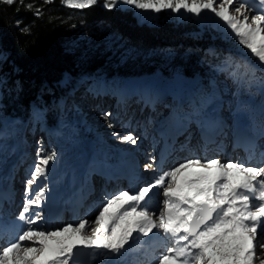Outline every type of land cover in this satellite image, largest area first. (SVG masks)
I'll return each instance as SVG.
<instances>
[{
  "label": "rangeland",
  "instance_id": "1",
  "mask_svg": "<svg viewBox=\"0 0 264 264\" xmlns=\"http://www.w3.org/2000/svg\"><path fill=\"white\" fill-rule=\"evenodd\" d=\"M60 1L63 5L72 7L64 3V0ZM103 2L104 0H98L96 4L103 7ZM241 2L249 4L247 14L250 18L252 15L256 14V12L253 11V7H255L257 11H259L261 7H264V5L260 4V0H236L235 4L229 9L230 13L234 12L235 6H238ZM113 8L129 11L139 23L155 25L161 21H170L175 24L187 23L196 25L211 36L220 39L218 49L216 51L209 50L207 54L203 52L198 53V58L201 60V68L203 69V77L200 78L199 76H195L189 78L184 74V71L176 62L175 53L171 50L160 49V52H153L152 56L149 57V54L146 56L143 52L135 51V48L130 47L124 40L120 39L119 36L109 34L107 30L103 29L104 31L101 35L99 44L105 47L104 50L108 53V62H115L116 59H129L130 66L120 71H115L107 65L104 70L96 71L92 74L85 72L82 68H78L74 75L71 72H67L66 76L58 82L56 90H48L46 97L41 96L40 101L34 102L27 112L19 116H10L4 111L3 98L8 85L11 84L10 75L12 76V74L7 71L2 72L0 74V141L5 143L6 148L10 151L7 152L9 154L7 157L8 162L5 160V165L0 162V178L8 180L9 174V178L13 177L19 190L17 192V202L15 206L11 208L3 206L0 209V246H6V241H14V239L19 234H22L28 227L24 221L17 219L26 200V191L29 187L27 181L31 178L33 166L38 161V155L50 154L53 147L58 145L62 140L58 135H44V128L49 124L54 123L52 127V130H54V128L62 126L65 122L78 118L79 121H77L74 126V129H77V126H82L81 120L84 122L86 121L89 127L94 129L95 136L101 135L107 137V148L113 144L117 147L131 150L135 147L134 152L138 154L140 160H143L142 157L147 154L149 159L143 160V165H145L147 171L151 169V167H148L149 165L152 164L153 166L152 160L156 148L154 142H156L155 138L157 137L152 133V128L159 120L156 118H161L163 115H174L173 119L167 120L169 121L170 128L183 120L179 119L181 115H184L186 118L189 116V120L191 119L192 122H195V119L204 113L205 108L212 104V108L216 107L217 111L220 112V118L226 121L227 124H225V126H228L235 119L233 110L235 112L236 108L234 109V107L241 103H245V105L251 107L253 105L256 106L250 116L255 119L258 129L264 131V118H262L264 117V84L261 83V80L264 79V65H261L259 61L250 54V51L239 43L238 37L233 33V30L225 27L224 21L208 10H202L201 15L196 16L184 9H181L179 12L171 9H161L157 12L154 9H139L133 5L122 2H118ZM262 35H264V33H262ZM226 60L247 62L249 65L253 66L256 73L255 80L251 84L234 82L227 72L220 70L225 66ZM120 64H122V61H120ZM154 75L159 81L166 83L169 87L171 102L167 99L160 107H151L155 113L152 115L155 121L150 122V120H148L151 110V108L148 109V104L150 103L148 99L150 92H148V89H144L142 95L134 91L133 93L135 94L126 95L125 89H127V86L138 89L142 85L140 83L142 80ZM136 77H141V79L136 80ZM177 79L186 83V90L180 91L178 88L171 85V81H176ZM94 87L105 88V91L102 92V94L107 93L103 96L104 103L101 101V96L92 92ZM109 87H114L117 94L110 92V89H108ZM108 93H111V97ZM183 93H186V95L181 98ZM58 94L61 95V98L56 99L54 96H58ZM190 95H194L203 100L201 102L189 100L188 98ZM180 99L187 100L184 101L182 108L175 110L174 105H180ZM198 103L200 104L198 105ZM203 116L204 115H201L199 118L202 119ZM177 119L179 120L177 121ZM183 121H186V119ZM114 133L119 134L120 137L131 134L137 142L136 144H131L130 142L123 141L122 139H118ZM25 138L28 139L29 143H25ZM98 141H100V139ZM223 141H226V135ZM223 141L221 142L222 145H224ZM26 145L28 148L23 149V151L28 150L29 153L27 152V154H29L31 159H22L21 157L24 153L21 151L16 159L11 162L15 155H17L18 149H15V147L19 146L23 148ZM178 145V154L173 156V159L170 157L172 161L168 160V166L166 165L167 167L164 166L161 168L162 172L160 170V173L157 174L158 177L151 176V178H154L153 180H144L146 181L145 184L148 185L149 183H153V181L161 175L171 171L173 167L180 163H184L188 159H199L201 162L205 163L209 157L213 156L210 155L205 158L207 153L204 154V151L200 149L204 158L196 156L193 153L196 147L194 144H190L187 137H183ZM176 148L173 153L176 152ZM217 149L214 148L210 150L212 153H216V151L219 152ZM230 150L227 148L222 155L219 153L217 158L224 159L223 163L238 162L245 164L242 158H236V152H231ZM224 155L227 156L224 158ZM2 158L3 156L1 154L0 160ZM261 160L262 162L259 165H264V158H261ZM10 163L11 165L9 166ZM124 172V170L120 171L119 175H124ZM231 172L234 171L232 170ZM98 175L99 174L94 176L92 174L90 177H94L93 179H95ZM43 181H45V183L39 180L37 184L34 183L30 186L31 195H34L38 188L44 185H46V192L43 201L38 206H32L29 213L26 214L29 218L35 219L36 213H39L40 219L37 220L35 224H39L40 227H43V224H45L42 219V211L46 212V209H48L49 206V208H51L54 204V195L51 191L50 181L47 178H44ZM93 184L95 189L88 204V208L91 209L92 212L87 215L85 213L82 214L73 223L68 222L67 217H64L63 221H58V226L51 224V229L46 228L45 231H54L58 229L57 227L60 226V228H62L68 224L76 226L80 221L86 220L89 224L85 229V234L92 235L91 228L95 226L93 222L99 215V212L103 210V205L106 202V199L103 198L104 195L99 191L100 187L96 185V182ZM141 184L142 183L139 182L134 186V189H139ZM123 191L126 190L123 189ZM131 191L133 192V189H131ZM127 192L131 193L130 190H127ZM192 193H195L194 190H192ZM201 199H203V197H201ZM149 206L148 210H153L152 212L155 211L158 215L160 211H162L161 201L158 205L155 204L156 207ZM34 208L35 213L33 212ZM253 210L255 209L253 208ZM12 211H14L13 214ZM35 224L32 225L33 228H35ZM119 231L120 229L117 228V233ZM258 234V236L264 235V230L258 229ZM161 236L164 239L160 240V244L165 242L166 245L168 244V248L174 246L172 240L167 242L162 233ZM166 245L165 248H162L163 245L160 246L161 248H156L159 255L162 256L165 253L163 251H166ZM125 248L126 251L118 257L102 255L97 251L95 256L98 257L99 260L95 262V264H117L118 262H127L132 256L130 255V250L139 249L138 246L132 248V244L129 243ZM76 249L82 250L80 253L81 255L87 253L86 248L83 246H76L74 251ZM143 249V246H141L138 252H134V257L136 258L137 256V261L141 260L139 264H149L150 259L153 258H149ZM87 251L90 258L88 263L74 261L72 257L69 264H94V251L93 253L91 250L87 249ZM158 258L155 257L153 260L156 261ZM153 260H151L152 263ZM154 264H156V262Z\"/></svg>",
  "mask_w": 264,
  "mask_h": 264
},
{
  "label": "snow or ice",
  "instance_id": "2",
  "mask_svg": "<svg viewBox=\"0 0 264 264\" xmlns=\"http://www.w3.org/2000/svg\"><path fill=\"white\" fill-rule=\"evenodd\" d=\"M16 2L0 0V3L8 5ZM97 2L64 0L75 8H86ZM118 2L157 12L161 9L176 12L184 9L196 16H200L202 10H210L264 65V35H261L264 33V7L259 11L253 7L256 14L251 18L247 14L249 4L246 2L239 3L230 13L229 9L236 0H104L103 7L112 9ZM260 4L264 5V0H260ZM27 7L31 9L33 5ZM37 14H40L38 10ZM220 70L227 72L236 83L251 84L256 78L254 67L247 62L226 60ZM261 83L264 84V79ZM114 135L131 144L137 142L131 134ZM56 156L55 150L47 155H38L31 178L27 181L29 187L23 209L17 217L28 227L14 241H6V246H0V264H69L77 244L102 255L118 257L126 251L125 246L133 239L134 232L147 236L153 229L162 231L174 242V246L167 248L156 264H254L257 248L264 250V239H257L258 229L264 230V168L247 167L238 162L222 163L218 159H208L205 163L199 159H188L154 183L138 189L135 194L130 195L127 191L113 194L106 199L103 210L95 218L92 235L85 234L89 224L86 220L54 231L37 230L32 225L40 219L39 215L31 219L26 214L32 206L43 201L46 185L39 187L34 195H31L30 186L39 177L46 176L47 166ZM191 168H197L199 174L186 181L190 191L185 192L177 177ZM217 168L220 172L213 174ZM231 170L239 173L238 180L230 178ZM158 187L163 192L164 210L154 218L155 214L149 212L145 198ZM142 201H145L143 206ZM117 202V210L110 212L109 209ZM24 242H30L31 246H25Z\"/></svg>",
  "mask_w": 264,
  "mask_h": 264
},
{
  "label": "trees",
  "instance_id": "3",
  "mask_svg": "<svg viewBox=\"0 0 264 264\" xmlns=\"http://www.w3.org/2000/svg\"><path fill=\"white\" fill-rule=\"evenodd\" d=\"M103 29L149 57L160 49L171 50L189 78L203 77L198 53L217 50L220 41L193 24L139 23L129 11L98 4L74 8L60 0L0 3V74H12L4 111L10 116L24 114L48 90H56L67 72L74 75L78 68L92 74L107 65L115 71L130 66L129 59L108 62V53L99 44Z\"/></svg>",
  "mask_w": 264,
  "mask_h": 264
},
{
  "label": "bare ground",
  "instance_id": "4",
  "mask_svg": "<svg viewBox=\"0 0 264 264\" xmlns=\"http://www.w3.org/2000/svg\"><path fill=\"white\" fill-rule=\"evenodd\" d=\"M208 11L210 12V10ZM225 27H228V26L225 24ZM140 83L142 85L138 89L133 88L132 86H127V89L124 88L125 94L128 95V94L139 93L140 95H142L143 90L148 89V92H150V96L148 98L150 100V103L148 104L149 105L148 109H150L151 107H160L161 104L159 102L161 101V99L163 98L165 94L169 93V87L167 86V84L159 81L155 75L149 76L148 78L142 80ZM171 85L175 86L180 91L187 89L186 83L180 79H177L176 81H171ZM108 89H110V92H115L114 87H109ZM104 91H105L104 87L103 88L94 87L95 94H98L99 96H101V101L103 103H104L103 96L107 94V93L102 94V92ZM133 91L135 93H133ZM108 95H110L111 97V93L110 94L108 93ZM185 95L186 93H183L181 98L184 97ZM235 108H234L235 109V119L233 121L234 129L236 127V124L240 123L239 121H242V118L244 115L247 114L250 116L252 114L256 106L253 105L251 107V106L245 105V103H241L240 105L235 106ZM69 114L72 115L71 113ZM149 115H150V122H154L155 118L151 117L153 115V108H151ZM202 115H204L202 119L199 118L202 126H207L209 124L208 126L212 127L213 122L216 123V125H218L219 127L223 126L224 124L222 120L223 118H220L221 117L220 112L217 111L216 107L215 108L210 107L209 109H207L206 113H203ZM156 119H159V120L158 122L154 124L152 129L154 130L155 127L166 128L168 130L167 135H171L172 139H175V138L179 139L176 133L180 128H188V130L191 129V126H186L187 122L183 120L179 121L177 125L171 126L169 128V123H168L169 121L167 120L171 119L170 114H168L167 116L163 115L161 118H156ZM77 121H79L78 118L72 119L70 121L65 122L62 126H58L54 128V130L51 131L53 133V136L58 135V137H61L62 140L61 142H59L58 145L53 147V150L56 151L57 156L55 160L50 161L49 165L47 166L46 176L39 177V179H37L35 184H37L39 180L42 183H45L43 179L47 178L50 181L51 191L54 195L53 203L56 204L57 202L58 204L55 209L51 210L54 207V204H53L51 208H48V210H46V214L44 215V219H43L45 224H43V227H40L39 224H35L36 225L35 229L37 230L45 231L46 228L51 229V223L50 222L48 223L46 218H51L53 214L58 210V208H64L66 210L67 208L76 206L77 210L80 209L81 211L80 214L85 213L87 215L90 212H92V210L88 208V202L84 203L82 201L83 198H81L80 200L77 198L78 195H81V196L88 195L89 197H91V195L93 194L94 189H95V186L93 183H95L96 181L88 178V175L90 173H92L94 176L96 174H100V173L102 174L101 179H100L101 181L100 188L102 189L101 194L104 195L103 197L104 199H108V198H111L113 194H118L119 192L123 191V189L127 190V188L125 187L126 184L123 183L120 179H118L116 182L105 180L106 175H109V174L116 175V173L120 172L122 169H125L126 171L123 176V180L125 182H126L125 179H127V176L129 173H133L135 177H138L141 180H150V179L153 180L154 178L153 177L151 178V176L158 177L157 174L160 172L161 168L169 164L168 160L172 161L169 156L166 160L165 165L158 167L155 160H152L154 167L151 164V169H148L147 171L148 173L144 174L143 171H140V167L135 164V161H134V158L136 156V154L134 155L135 147L131 150V149H124L122 147H117L115 146V144H113L112 146L107 148L106 147V138H107L106 136H101V135L95 136L94 129L90 128L89 124H87V122L86 121L84 122L83 120H81L82 126H77V129H74V126L77 123ZM48 128L44 129V131L46 130L49 131ZM44 134L46 133L44 132ZM99 139L100 141H98ZM25 140H24L25 143H29L27 138H25ZM156 143H157V139H156ZM163 147H164L163 150L168 151V153L171 151L168 144H165V145L163 144ZM174 147L176 148V145ZM2 148H3V151H2ZM27 148H28L27 145L23 148L16 146L15 149H18L17 155H15V157L11 160V162H13L16 159V157L19 155L21 151H23V149H27ZM9 151L10 150L6 148L5 143H2V141H0V155L2 154L3 156L0 162H2L3 164L5 160L6 162H8L7 157L9 156V154L7 152ZM174 151H172L171 153L175 154L173 153ZM193 153L198 157L204 158L200 150L197 148L193 150ZM206 153L207 152L204 151V154ZM154 156H157V152ZM225 156L227 155H224V158ZM21 158L24 160L27 159L26 156L24 155H22ZM142 158L143 160L149 159L147 154L144 155ZM218 160H220L222 163L224 161V159H221V158H219ZM242 160H244L245 162L247 161L249 162L248 164L249 166L245 163V166L247 167L264 168V165H259L262 162L261 158H256L255 156H253L252 158L243 156ZM10 165L11 163L9 164V166ZM233 171L235 172V170ZM219 172H220V169H215L213 174H218ZM197 174H199L197 168H191V169L186 170L182 174H179L177 179L179 183L183 186V190L185 192H188L186 188L187 187L186 181L194 179ZM238 177L239 175L235 176L234 178L233 177L231 178L235 179ZM10 179L13 180V177L9 178V174H8L9 181L5 182L3 178H0V190L5 189L8 183L12 184ZM158 188L153 189V191L149 193V196L151 194H154ZM112 190H114V193L110 194V191ZM129 194L132 195L134 193L131 191V193ZM161 203L163 206L162 208V211H163L164 204L163 202ZM118 204L119 202H117V204L112 205L109 211L110 212L116 211ZM152 211H149V212L155 214L154 218L159 216L158 213H156L155 211L154 212ZM33 212L35 213V208L33 209ZM37 214L40 215L39 213H36V215ZM80 214L75 215V220H77L81 216ZM54 224L55 226H58V221H55ZM57 228L59 229L60 226ZM161 233L163 234L162 231L157 230V229H153V231L149 233L147 236H144L143 234H137L134 232L133 239L129 240V244H132V248L139 246V244L141 245L145 244L146 248L148 246L155 247L159 245H164L162 248H165V245H166L165 242L160 244V240L164 239L161 236ZM164 236L167 242L171 240L166 235ZM257 239L258 240L264 239V235L258 236ZM24 243H25V246H31L30 242H24ZM76 246H82V245L77 244ZM166 247L168 248V246ZM90 250L93 253L94 250L93 249H90ZM96 252L97 251H94V254H93L94 264L95 262H98L99 260V258L95 256ZM153 254L155 255L158 253L153 252ZM261 261H264V250H261L258 247L256 251V256L254 257V264H260ZM155 262L156 261L153 260V263ZM137 263L138 261L134 257L133 254L129 258V260L126 262V264H137Z\"/></svg>",
  "mask_w": 264,
  "mask_h": 264
},
{
  "label": "water",
  "instance_id": "5",
  "mask_svg": "<svg viewBox=\"0 0 264 264\" xmlns=\"http://www.w3.org/2000/svg\"><path fill=\"white\" fill-rule=\"evenodd\" d=\"M136 80H138V79H141V77H136L135 78ZM75 254L73 255L74 257V260H81V261H83V262H88V260H89V256H88V252L85 254V255H83V256H77L76 255V253L77 252H74Z\"/></svg>",
  "mask_w": 264,
  "mask_h": 264
}]
</instances>
